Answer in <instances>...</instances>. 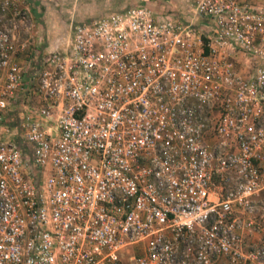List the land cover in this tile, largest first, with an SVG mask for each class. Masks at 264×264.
<instances>
[{
	"label": "built area",
	"instance_id": "built-area-1",
	"mask_svg": "<svg viewBox=\"0 0 264 264\" xmlns=\"http://www.w3.org/2000/svg\"><path fill=\"white\" fill-rule=\"evenodd\" d=\"M186 2L211 39L133 6L28 79L0 26V264H264V7Z\"/></svg>",
	"mask_w": 264,
	"mask_h": 264
},
{
	"label": "crops",
	"instance_id": "crops-1",
	"mask_svg": "<svg viewBox=\"0 0 264 264\" xmlns=\"http://www.w3.org/2000/svg\"><path fill=\"white\" fill-rule=\"evenodd\" d=\"M237 1L253 7H264V0ZM81 6L83 12L79 15L75 25L86 23L90 20L103 17L110 13L119 12L129 7L141 6L148 8L154 15L161 19H172L179 22L191 33H198L203 39H211L215 33L212 22L207 18L196 15L191 5H189L186 0H87V2ZM12 17L13 16L9 13V23L13 21L14 17ZM50 26H48L45 31L42 30L41 33H29L32 38L35 37L34 40L28 42L31 53L23 56H21V54L15 56L16 61L28 62L30 65V69L24 73L25 79H28V75H30L32 69L38 67L40 59L44 54L62 49L70 37L71 30L70 33H58ZM10 33L15 34L16 42L20 41L17 31L10 29ZM236 69L241 73L250 72L248 67L242 64L236 66ZM17 102V100H13L6 111V122L13 130L18 127L16 121L18 114H16L17 111L14 106ZM20 145L21 148L25 149L28 153L29 147H26L25 142L22 141ZM242 235L245 248L258 243L260 239V235L255 233L244 232Z\"/></svg>",
	"mask_w": 264,
	"mask_h": 264
},
{
	"label": "rangeland",
	"instance_id": "rangeland-1",
	"mask_svg": "<svg viewBox=\"0 0 264 264\" xmlns=\"http://www.w3.org/2000/svg\"><path fill=\"white\" fill-rule=\"evenodd\" d=\"M86 2L87 0H19L16 5L18 15L12 17L13 21L9 23L8 19L10 18L8 17L11 12H7L3 17H0V26L17 31L19 42L27 40L29 33H41L50 25L58 33H70V30L78 21L79 15L83 12L81 5ZM20 20H22V23H19ZM13 23L16 24L15 28H12ZM34 38L28 41L31 42ZM13 135L17 134L13 133ZM16 139L20 145L22 141L17 137ZM262 220L264 218H261ZM134 250L128 249L126 253H122V258H125L127 254L132 253Z\"/></svg>",
	"mask_w": 264,
	"mask_h": 264
},
{
	"label": "trees",
	"instance_id": "trees-1",
	"mask_svg": "<svg viewBox=\"0 0 264 264\" xmlns=\"http://www.w3.org/2000/svg\"><path fill=\"white\" fill-rule=\"evenodd\" d=\"M19 146H21V145H19Z\"/></svg>",
	"mask_w": 264,
	"mask_h": 264
}]
</instances>
